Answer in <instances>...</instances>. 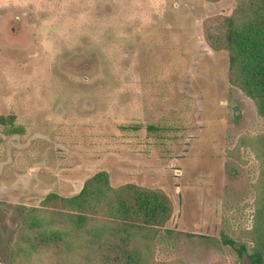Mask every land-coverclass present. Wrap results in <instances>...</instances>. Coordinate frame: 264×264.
Instances as JSON below:
<instances>
[{
    "label": "rangeland",
    "instance_id": "1",
    "mask_svg": "<svg viewBox=\"0 0 264 264\" xmlns=\"http://www.w3.org/2000/svg\"><path fill=\"white\" fill-rule=\"evenodd\" d=\"M239 4L0 0V264L28 210L101 171L163 209L157 260L253 264L264 103L231 80Z\"/></svg>",
    "mask_w": 264,
    "mask_h": 264
},
{
    "label": "trees",
    "instance_id": "2",
    "mask_svg": "<svg viewBox=\"0 0 264 264\" xmlns=\"http://www.w3.org/2000/svg\"><path fill=\"white\" fill-rule=\"evenodd\" d=\"M239 1L243 32L235 31L239 41L230 46L231 80L235 82L242 67L243 82L264 103V0ZM259 144L254 151L264 173V139ZM84 184L75 196L51 193L39 207L27 211L11 247L10 264H180L156 258L164 226L158 222L161 206L133 187H113L106 171ZM256 191L261 204L263 176ZM255 221L251 261L264 264V207L260 205ZM241 249L244 253L246 247Z\"/></svg>",
    "mask_w": 264,
    "mask_h": 264
}]
</instances>
